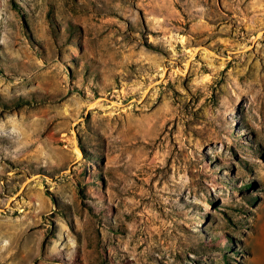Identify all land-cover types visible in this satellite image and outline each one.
I'll use <instances>...</instances> for the list:
<instances>
[{"label":"rangeland","instance_id":"rangeland-1","mask_svg":"<svg viewBox=\"0 0 264 264\" xmlns=\"http://www.w3.org/2000/svg\"><path fill=\"white\" fill-rule=\"evenodd\" d=\"M0 264H264V0H0Z\"/></svg>","mask_w":264,"mask_h":264},{"label":"bare ground","instance_id":"bare-ground-1","mask_svg":"<svg viewBox=\"0 0 264 264\" xmlns=\"http://www.w3.org/2000/svg\"><path fill=\"white\" fill-rule=\"evenodd\" d=\"M257 38V37H256ZM197 53V52H196ZM195 54V51H193V55ZM97 101H95L94 103H96Z\"/></svg>","mask_w":264,"mask_h":264}]
</instances>
